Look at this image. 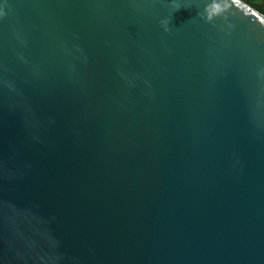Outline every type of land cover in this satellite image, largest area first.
Wrapping results in <instances>:
<instances>
[{
  "label": "water",
  "instance_id": "water-1",
  "mask_svg": "<svg viewBox=\"0 0 264 264\" xmlns=\"http://www.w3.org/2000/svg\"><path fill=\"white\" fill-rule=\"evenodd\" d=\"M0 264H264V16L0 0Z\"/></svg>",
  "mask_w": 264,
  "mask_h": 264
},
{
  "label": "trees",
  "instance_id": "trees-1",
  "mask_svg": "<svg viewBox=\"0 0 264 264\" xmlns=\"http://www.w3.org/2000/svg\"><path fill=\"white\" fill-rule=\"evenodd\" d=\"M246 3H248L251 7H253L255 10L260 12L264 15V1L263 0H244Z\"/></svg>",
  "mask_w": 264,
  "mask_h": 264
},
{
  "label": "flooded vegetation",
  "instance_id": "flooded-vegetation-1",
  "mask_svg": "<svg viewBox=\"0 0 264 264\" xmlns=\"http://www.w3.org/2000/svg\"><path fill=\"white\" fill-rule=\"evenodd\" d=\"M243 2H245L244 0H242ZM258 1V0H257ZM264 1V0H263ZM246 3V2H245ZM247 5H249L248 3H246ZM250 6V5H249ZM251 7V6H250ZM253 8V7H252ZM254 9V8H253ZM255 10V9H254ZM257 11V10H256ZM258 12V11H257ZM260 13V12H259ZM261 14V13H260ZM263 15V14H262ZM264 16V15H263Z\"/></svg>",
  "mask_w": 264,
  "mask_h": 264
}]
</instances>
